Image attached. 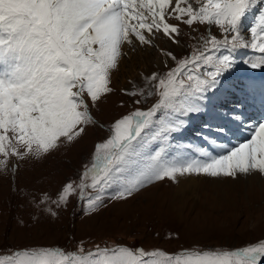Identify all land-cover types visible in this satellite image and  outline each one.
<instances>
[{"label": "snow or ice", "instance_id": "snow-or-ice-1", "mask_svg": "<svg viewBox=\"0 0 264 264\" xmlns=\"http://www.w3.org/2000/svg\"><path fill=\"white\" fill-rule=\"evenodd\" d=\"M171 3L0 0V155L4 158L0 163L7 164L10 156L40 158L61 143L81 137L93 122L90 106L113 91L110 77L124 55L125 43L133 49L135 41L152 44L149 36L157 32L178 43V25L166 20ZM258 3L260 0H206L196 9L188 0H176L171 12L189 26L197 22L219 26L226 34L223 41L211 36L206 42L211 45L209 51H214L241 44V21ZM250 32L251 42L243 46L264 54V11ZM166 55L176 66L163 76L153 72L148 77L156 83L147 95L158 96V100L147 110L137 108L116 119L111 136L95 147L94 163L83 174L85 179L91 176L92 182L78 185L90 210L102 206L109 188H115L112 199H127L148 184L165 178L177 181L185 174L233 179L251 171L264 174V120L252 125L247 139L215 144L212 151L201 148L196 157L166 159L163 147L154 154L143 153L146 144L169 141L186 126L187 117L204 111L209 93H216L222 78L236 65L235 58L220 57L213 70L205 73L203 68L213 58L204 50L181 60L172 52ZM250 67H264V55L250 62ZM225 132V125L218 126L216 136ZM89 187L97 191L94 197L84 195ZM75 191L73 183H68L61 200L66 202ZM79 251L81 254L68 255L63 250L24 249L0 258V264H264V242L222 253L185 250L166 254L121 246Z\"/></svg>", "mask_w": 264, "mask_h": 264}, {"label": "rangeland", "instance_id": "rangeland-1", "mask_svg": "<svg viewBox=\"0 0 264 264\" xmlns=\"http://www.w3.org/2000/svg\"><path fill=\"white\" fill-rule=\"evenodd\" d=\"M204 2L206 0H200V3L188 0L196 9ZM175 4L176 0H172L166 20L178 25L179 35L175 37L178 43H173L161 32L151 36L145 32L153 41L149 45L135 41L133 49L125 43L122 46L124 55L111 73L109 86L113 91L103 94L95 106H90L93 122L86 126L81 137L71 143H61L40 158L10 156L7 164L0 163V258L19 250L42 248L63 250L68 255L81 254V248L96 251L97 246L108 248L105 247L107 244L111 248H143L166 254L185 250L217 253L264 242V174L259 171L238 174L235 179L211 178L203 174H185L178 176L177 181L165 178L142 187L127 199H112L115 188H109L102 206L95 210L88 209L81 198L78 185L81 182L91 184V176L85 179L83 174L94 163L96 145L111 136L114 121L137 108L147 110L158 100V96L147 95L156 83L148 77L153 72L163 76L176 66L177 62L172 61L167 52L181 60L190 57L198 48L204 50L213 58L203 68L205 73L213 70L212 65L218 58H235V67L221 81L219 89L226 91L221 93L223 98L226 95L250 103V97L256 91L251 92L245 80L252 76H257L254 85L258 93L264 91V67H250L252 60L264 54L243 46L251 42L250 30L264 11V0L242 19L245 24L240 29L241 44L218 47L214 51H209L211 45L206 42L211 36L222 42L226 35L223 30L207 23L197 22L191 26L182 23L171 12ZM181 6L187 7V4ZM240 52L248 54L240 57ZM133 92L136 95H132ZM141 92L144 95H140ZM218 94L209 93L208 107L213 104L214 114L222 119L219 124L229 127V133L214 138L207 136L208 132L216 135L217 128L205 127L210 126L212 120L205 119L200 112L187 117L186 126L172 134L169 141L146 144L143 153L154 154L163 147L166 159L179 155L196 157L201 148L212 151L215 144H227L230 139L239 141L241 137V141L247 139L252 123L264 120V110L254 106L255 103L246 110L237 106L231 109ZM137 99L141 103H134ZM248 115L256 117L249 119ZM191 121L196 122L189 123ZM236 127L244 133L238 138H234ZM3 159L0 155V161ZM70 182L76 191L65 202L61 195ZM96 194L95 189H84L85 196Z\"/></svg>", "mask_w": 264, "mask_h": 264}, {"label": "bare ground", "instance_id": "bare-ground-1", "mask_svg": "<svg viewBox=\"0 0 264 264\" xmlns=\"http://www.w3.org/2000/svg\"><path fill=\"white\" fill-rule=\"evenodd\" d=\"M256 7H257V4H256V6H254V8H252V9H256ZM251 9V10H252ZM251 10L250 11H248V15L250 14V12H251ZM245 16H247V14L245 15ZM245 24V22L243 21V22H241V27H243L244 26V24ZM241 51H245L243 48H241L240 49ZM246 51H248V50H246ZM247 54L248 53H245V54H243V53H241L240 52V57H242V56H244V55H246L247 56ZM255 57V56H254ZM257 59H259V58H255V60H257ZM252 61H254V60H252ZM251 61V62H252ZM264 78V77H263ZM261 80H262V77L260 78ZM256 80V79H255ZM259 80V79H258ZM252 81H254V80H250L249 78L248 79H246L245 80V82H247V86H249V89H250V91L251 92H253V90L254 91H258L257 89H256V86H254V83H252ZM228 83V82H227ZM262 83H263V81H262ZM233 84H236L235 83V81L233 82ZM229 85V84H228ZM260 89V88H259ZM259 92V91H258ZM217 93H219V92H216V93H212V94H217ZM220 97H222V95L221 94H218ZM224 97H226V98H223L222 97V102L225 104V105H229L230 107L229 108H231V109H234L233 108V106H235L234 105V103H239V102H237L236 100H234L233 99V97H230V96H226V95H224ZM221 99V98H220ZM215 100V99H214ZM220 101V100H219ZM215 102V101H214ZM252 103H257V102H254L253 100L251 101ZM213 105V104H212ZM212 105L211 106H209L208 108H206L204 111H202V116H204L205 117V119H207V120H212L211 121V123H210V130H213V129H215V128H217L218 126H221V125H224V124H219L221 121H222V119H220V117H218L217 115H215L214 113L215 112H213V110H212ZM263 106H259L260 108H261V110H264V104H262ZM250 105H248L246 108H245V110L249 107ZM222 107H223V105H222ZM244 110V111H245ZM218 111V110H217ZM236 111H238L237 109H236ZM218 112H220V111H218ZM251 114H252V112H251ZM221 115V114H220ZM223 115V114H222ZM262 115H264V112H263V114ZM253 117H256V116H253V115H251V116H249L248 115V118L249 119H253ZM263 118H264V116H262ZM199 118V117H198ZM195 119H197V118H195ZM206 121V120H205ZM193 122H196V121H191V122H189V123H193ZM257 123V121L255 122V123H252L253 125H255ZM226 124V123H225ZM226 126V125H225ZM227 127V126H226ZM239 130L240 131H242L240 128H238V127H236L235 128V132H236V134L234 135V138H238V136L240 135V134H244V133H242V132H239ZM245 129H243V131H244ZM229 135L230 134H228V135H225L226 137H229ZM207 136H211L212 138H214L216 135L215 134H213V133H211V132H208V134H207ZM243 139V137H241V140ZM214 140V139H213ZM227 140V139H226ZM241 140H236V139H230V140H228V142L230 141V142H232V141H238V142H240ZM217 141V140H216ZM215 143V142H214ZM151 190H152V188H151ZM151 190H149V191H151Z\"/></svg>", "mask_w": 264, "mask_h": 264}, {"label": "trees", "instance_id": "trees-1", "mask_svg": "<svg viewBox=\"0 0 264 264\" xmlns=\"http://www.w3.org/2000/svg\"><path fill=\"white\" fill-rule=\"evenodd\" d=\"M198 49H199V48H198ZM198 51H199V50L196 49L194 53H197ZM194 53H193V54H194ZM191 55H192V54H191ZM165 180H166V179H165Z\"/></svg>", "mask_w": 264, "mask_h": 264}]
</instances>
